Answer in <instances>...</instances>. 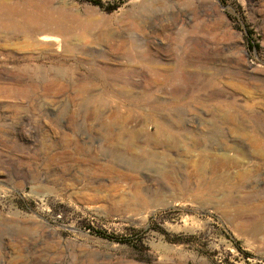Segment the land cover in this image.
<instances>
[{"label":"rangeland","instance_id":"1","mask_svg":"<svg viewBox=\"0 0 264 264\" xmlns=\"http://www.w3.org/2000/svg\"><path fill=\"white\" fill-rule=\"evenodd\" d=\"M50 6L90 29L54 34L56 43L23 34L26 14ZM0 9V264H264V0H0ZM138 52L155 60L126 61ZM157 124L168 138L155 149L183 176L227 152L229 189L184 195L130 170L134 158L172 168L147 145L110 138L123 127L146 142Z\"/></svg>","mask_w":264,"mask_h":264},{"label":"bare ground","instance_id":"2","mask_svg":"<svg viewBox=\"0 0 264 264\" xmlns=\"http://www.w3.org/2000/svg\"><path fill=\"white\" fill-rule=\"evenodd\" d=\"M5 2H3V5H5L4 4ZM7 6H9V5L7 4ZM54 7H55L54 12H53V7H51L52 11H50V12L48 11L49 13L48 12L43 13L44 11L43 12L40 11L42 13L41 14L37 13L36 15H34V14L30 15L29 13H27L25 16V21L28 23V29L26 31L22 30V31H24L23 34H25V35L30 34L33 37H36V39L39 41H54L55 42V41H57V39L55 38L56 36L54 37V34H60L61 36H63L65 38L68 36V34L72 33L75 30V28H79V29H82L85 31L90 29V23L89 22H85V21L81 20L80 18L78 19L76 17V15L73 14V12L66 10L65 7H61V9H60L58 6V10H57L56 6H54ZM2 9L4 10V8H2ZM0 11H1V9H0ZM7 11H8V9H7ZM15 11L16 10H14V12ZM26 11H28V9ZM6 12H3V14ZM14 16H16V14ZM17 16H19V15H17ZM13 19H14V17H13ZM4 20H6V18ZM23 20H24V18H23ZM74 20L77 21V26L74 25ZM20 21H22V19ZM13 22H14V20H13ZM9 23H11V22H9ZM23 23H24V21H23ZM13 24L14 23H12V27H13ZM22 25H24V24H22ZM24 26H26V25H24ZM15 27H16V25H15ZM13 29H14V27H13ZM15 29L18 30L17 27ZM64 40H63V42H64ZM67 40H69V39H67ZM112 42H113L112 43L113 46L112 45H110V46H112V47L115 46L116 48H114V49H119V47L124 44V41H122L121 39H118V40L115 39ZM110 51H112V48ZM138 58L142 59V60L145 59V61H149V62H152V60H155V59H151V58H146L145 55H143L140 52L130 54L125 59L128 62V61H131V60L133 61V60L138 59ZM119 69H122V68H119ZM119 69L111 68V71L119 72L118 71ZM150 70H152L153 73L155 74V76H157V77L165 78V77L170 76V73H169L170 70L167 71L164 69H160V68L156 67V65H154V63H152V65L150 64ZM119 81L122 82L123 80H119ZM122 83H125V82L123 81ZM109 84L111 86L114 85L112 83H109ZM155 130H156V132L154 131L155 135L149 141L147 140L148 142L147 141L144 142V141L135 139L132 137V135L124 134V128L123 127L118 132H112L111 133L112 136H110V138L113 140H118L121 143H123L124 147L126 149L142 150V148H144L147 145L149 147L147 150V155H149L153 158H157L161 154L159 153L160 151L158 152L155 148L157 147V145H160L163 148L166 145L168 135H166L165 129L162 126H160L159 124L156 125ZM136 133H138V132H136ZM207 155H208V153H207ZM207 155L204 157H200L198 159V163H197L195 169L193 170V172H189L190 174L189 175L187 174L186 176H183L182 174H180L179 169L173 168L174 166L171 163L173 161L172 160L173 156L168 152L167 153L162 152L161 156L168 158V160L170 162V166L172 167L170 169H160V168H150V167L144 168L141 166V162L139 160H137V158H134V160L131 161L128 168H130V170H135V171L143 173L144 177L147 178L148 180H150V176L152 174L153 175L155 174L154 176H156V177L154 179L158 180V182H160V183L164 182L165 184L170 185V186L174 187L175 189H178L184 195H187L186 193H188L189 190H193L195 188L197 189V191L206 189L209 191V193H212L213 190L215 191V189H217L220 186H223L226 188V190H228L230 187V180H229L230 178H229V174L227 171V167L229 166V163H230L229 162V156H228L229 154L227 152H224V153H214V154L209 155V156H207ZM176 156H179V155L176 154ZM261 156H263V155H261ZM146 159H147V157H146ZM175 159H176V157H175ZM178 173L180 175H177ZM193 177H195L197 179L196 180L197 182H195L194 184L191 185V181H192ZM119 179H120V177H119ZM131 189L133 190V192H132L133 198L132 199H133L134 203L138 204L139 202L144 201V196L142 194V188L137 183L136 184L134 183V186H132ZM131 203L134 204L133 202H130V204ZM126 204H127V202H126ZM135 205H133V206L135 207ZM141 206H142V203H141Z\"/></svg>","mask_w":264,"mask_h":264},{"label":"trees","instance_id":"3","mask_svg":"<svg viewBox=\"0 0 264 264\" xmlns=\"http://www.w3.org/2000/svg\"><path fill=\"white\" fill-rule=\"evenodd\" d=\"M93 3L100 5V2L99 1H93ZM255 47H258V46L255 45Z\"/></svg>","mask_w":264,"mask_h":264}]
</instances>
